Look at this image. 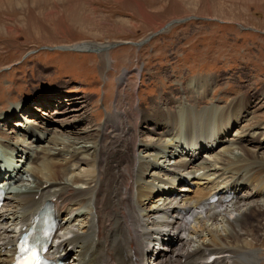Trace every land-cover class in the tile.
<instances>
[{
	"label": "bare ground",
	"instance_id": "obj_1",
	"mask_svg": "<svg viewBox=\"0 0 264 264\" xmlns=\"http://www.w3.org/2000/svg\"><path fill=\"white\" fill-rule=\"evenodd\" d=\"M108 48L96 44L71 47L96 52ZM119 81L124 86L128 72ZM190 89L183 101L160 98L149 109L138 104L129 107L123 99L132 115L118 108L119 96L125 95L118 93L113 112L106 114L98 129L68 127L85 120L76 113L85 108L82 102L81 108L76 107L79 103L73 101L80 100L76 97L58 101L54 115L40 101L31 110L48 118L25 120L32 124L21 126L24 135L12 131L14 137L6 136L0 129V152L7 149L10 155L4 161V174L13 184L0 212V264H11L17 234L47 205L59 223L48 254L66 258V264H144L148 256L154 258V264H264V249L258 245L264 236V152H260L264 134L255 138L263 137L250 149L241 141L245 136L230 142L223 135V128L235 127L241 130L237 134H254L264 123L253 112L262 102L240 95L217 111L214 103H206L205 98L200 101V93H210L202 84L194 82ZM201 102L203 107H199ZM226 102L216 100V104ZM65 103L73 110L66 111ZM22 106L10 108L0 120L27 114V106ZM59 116H67L66 123L51 119ZM249 116L253 123L240 126ZM15 125L20 126L19 122ZM143 127L147 139L140 136ZM181 128L184 136L178 135ZM28 136H33L35 145ZM109 138L111 143L106 145ZM195 139L203 145L182 147ZM211 146L216 149L210 151ZM201 153H208L212 162ZM18 154L20 159L15 160L13 155L17 158ZM76 169L85 175H76ZM178 173L200 185L195 190L183 184L175 188L170 176ZM239 189L244 198L237 196ZM225 192L233 193L236 200L224 208L204 204L210 196Z\"/></svg>",
	"mask_w": 264,
	"mask_h": 264
},
{
	"label": "rangeland",
	"instance_id": "obj_2",
	"mask_svg": "<svg viewBox=\"0 0 264 264\" xmlns=\"http://www.w3.org/2000/svg\"><path fill=\"white\" fill-rule=\"evenodd\" d=\"M83 44L116 46L103 52L71 49ZM123 72H128V82L121 86ZM194 82L210 92L204 95L200 90V101L214 103L217 111L240 95L262 102L253 112L264 121V0H0V116L18 105L25 104L28 111L0 120L6 136L24 135L19 127L32 124L24 120L48 118L31 110L40 101L54 115L58 101L80 98L73 102L85 105L76 112L85 120L68 127L82 131L98 129L106 114L113 112L118 93L125 94L119 96L118 108L132 115L123 99L129 107L138 104L141 109H149L160 98L183 101ZM260 94L261 98L253 97ZM218 98L227 102L216 104ZM82 103L75 105L81 108ZM62 105L66 111L73 110L69 104ZM67 118L51 119L62 125ZM57 124L50 122L54 128ZM257 127L250 136L237 134L239 127L223 128V135L230 142L245 136L241 141L250 149L263 139L255 138L264 134V123ZM141 131L147 139L145 128ZM27 138L35 145L33 136ZM8 156L7 149L3 153L1 148V160L7 161ZM203 159L212 162L209 155ZM74 172L85 175L82 169ZM260 244L264 249V236Z\"/></svg>",
	"mask_w": 264,
	"mask_h": 264
},
{
	"label": "water",
	"instance_id": "obj_3",
	"mask_svg": "<svg viewBox=\"0 0 264 264\" xmlns=\"http://www.w3.org/2000/svg\"><path fill=\"white\" fill-rule=\"evenodd\" d=\"M139 44H141V43H137V44H135V45L138 46ZM114 46H116V45H111V46H109V48H112V47H114Z\"/></svg>",
	"mask_w": 264,
	"mask_h": 264
}]
</instances>
